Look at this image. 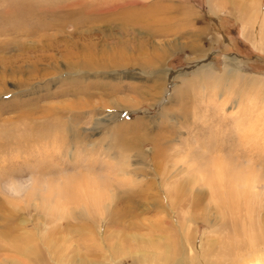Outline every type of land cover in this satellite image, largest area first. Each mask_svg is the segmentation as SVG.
I'll return each mask as SVG.
<instances>
[{
    "label": "rangeland",
    "instance_id": "374dc122",
    "mask_svg": "<svg viewBox=\"0 0 264 264\" xmlns=\"http://www.w3.org/2000/svg\"><path fill=\"white\" fill-rule=\"evenodd\" d=\"M76 1L94 10L78 13L70 8ZM109 2L121 8L101 15L106 7L97 5ZM259 2L0 0L1 11L13 7L17 14L14 21L0 18V46L26 45L25 54H0L24 70L0 78V264H221L217 257L232 252L228 239L242 241L247 233L264 241ZM75 28H91L98 58L102 45L112 55L127 43L128 68L87 78L67 70L65 58L49 47L62 48L70 36L80 42ZM36 56L40 75L32 79ZM48 56L56 69L48 68ZM210 71L234 78L214 90ZM24 78L28 84L21 86L17 80ZM99 84L107 88L94 101L107 107L94 120L86 112L74 124L65 113L51 127L74 128L82 143L76 146L67 133L60 155L50 154L53 145L40 150L22 110L39 107L35 117L41 116V107L66 105L71 93ZM13 129L31 151H6ZM44 136L50 141L53 133ZM74 175L83 180L79 192L70 189ZM86 180L96 181V198L84 197Z\"/></svg>",
    "mask_w": 264,
    "mask_h": 264
},
{
    "label": "bare ground",
    "instance_id": "6f19581e",
    "mask_svg": "<svg viewBox=\"0 0 264 264\" xmlns=\"http://www.w3.org/2000/svg\"><path fill=\"white\" fill-rule=\"evenodd\" d=\"M262 1L263 0H260V2L257 3V12L264 14V10H262V7H261L263 5L262 4ZM81 5H83V4H81L79 1H76L74 3L71 2V7L70 8L80 9L78 11V13L91 12V11L94 10V9L88 10L87 8H84L83 9V6H81ZM36 6H38V4H36ZM41 6H43V5H41ZM97 6L98 7L96 9H103V8L106 7L105 8L106 11L105 10H103L102 12L100 11L101 12V15L112 13L117 8H121V7H118L119 4L117 2H109V3H106L105 5H102L101 4V5H97ZM28 8H29L28 10L30 12V10H32V7H28ZM57 10H58V8H57ZM15 11L16 10H14L13 7H6L5 9H3L0 12L1 13L0 14V18L2 20L14 21L16 19V15H17L15 13ZM58 11H55V12H58ZM60 12H62V11H60ZM13 25H15V24H13ZM90 31H91V28H89L87 31H82V30H79L78 28H75V31L74 32H76L79 35V39L81 40L80 42H78L77 40H75V38H72L70 36V37H67L65 40H63V41H65V43L63 44L62 48L61 47L59 48L58 44H55V46H54V44H50V47L49 48L50 49L51 48L52 49H55V50H57V51H59L61 53V57L62 58L63 57L65 58L63 62L66 63V65H67L66 66V69L67 70H69V71L72 70L74 72L81 73L82 76H84L83 78H87V76H91L93 74H100L101 72L105 73L107 71H112L114 69L120 70V69L128 68L129 62H125L128 59V55L126 53H127V51H129V49H131V47L127 43H125L127 45V49H126V45L125 44L121 45L117 49H114L113 48L114 52H113L112 55H106L105 53H106L107 49H106V47L104 45H102L101 46V50H102V53L103 54H102V56L100 58H98L96 56V45H95V41H94L93 38L92 39L89 38L90 37L89 36L90 35ZM0 35H1V32H0ZM111 35H112V32L109 33V36H111ZM7 42H5V43H7ZM51 43H53V42H51ZM54 43H56V41H54ZM9 45H7L5 47L0 46V54H3V56H4V53L7 52V51L12 52L13 54H14L15 51L16 52L17 51L20 52L21 55L22 54H25L24 53L25 52L24 49L26 47L25 44H23L22 46L21 45H14L13 47H11ZM131 51L133 52V50H131ZM35 58L36 59H35L32 67H31V70L34 71V72H32V74H34V75L33 76H30L32 79H35V78H37V76L40 75L39 74V70L37 69V67H38L39 62L42 60V58H40V56H36ZM4 59L3 58H0V78H2L3 75L6 76V77L15 78L18 74H21V73L24 72L23 67L20 66L19 63H18V61L16 59H14L13 57L10 56L9 57L10 60H4ZM159 59H156L155 60L156 61L155 62L156 64L158 63V60ZM47 63H48V68L49 67H51L52 69H56L57 68L58 62L55 61V59H54L53 56H48ZM231 72H233V71H231ZM98 76H100V75H98ZM40 77L43 78V77H47V76H46V74H42V76H40ZM208 77H209V79L211 81L210 82V86H212L214 88V90L217 89L218 85L221 84L222 81L231 80V79L234 78V76H231L229 72H226L225 74H223L222 77H218L216 74H213L212 71H210L208 73ZM27 79L29 80V76L27 77ZM51 79L52 78L50 77V80ZM28 80H26V78H24V79H20V80H17V81L21 82L20 83L21 86H24V85L28 84ZM0 81L3 82L1 79H0ZM92 84H94V83H92ZM255 84H257V83L255 82ZM100 86H101V88H99V89H97V88L94 87V89L96 91L91 90L93 92H89V93H86V92L79 93L77 91L71 93L70 95L73 96V101L69 102L66 105L60 104V106H50V108L48 110H46L47 108L41 107L42 110H43L42 113H41V116L35 117L36 113H38V112L41 111V109L39 107L32 108V110H22V112L20 114V117L23 118V119H29V120H31V121H29V124H27V126L28 125L29 126L32 125V126H30L29 130H28V127H27V130L32 133V141L33 140H37L39 142L41 141V147L40 148L38 146H34L36 144H32V152H37L38 148L40 150H42L43 149L42 146L49 147V146H52L53 145L52 146L53 149L50 150V152H51L50 154L51 155H54V156H55V154L60 155L61 153H63L66 150V148L64 149V147H66L67 146V143H68L67 133L70 136H72V141H77V142H75V144H78L76 146H79L82 142L78 141V139H79L80 136L79 137L77 136L78 133H77V131H75L74 128H72V129H69V128L67 129L66 127L58 128V129H61V133H60L59 130L57 129V126L54 127L55 129H51V127H52L53 124H57L58 119H60V121H63V117L65 116V113H67V117L70 118V120L73 123L76 122L77 124H79L80 117H82V114H84L86 112L90 115L91 121H92V119L94 120V116L96 114H98V112H100L101 110H103L104 107H107L106 104H104V105H102L100 103L96 104V102L94 101V98L98 97V95L101 94L100 91H102L103 89L107 88L106 85L105 86L100 85ZM131 91H133V90H131ZM1 92L4 93L3 90H1ZM134 92L137 93L135 91V89H134ZM140 93H142V92H140ZM137 94H139V93H137ZM82 97L85 98V99L83 100ZM106 103H108V102H106ZM21 104L22 105H26V101H22ZM67 105L70 106V107H68ZM111 108H113V107H111ZM104 112H103V114H104ZM99 116H101V115H99ZM83 124H84V122H83ZM48 125H50V126H48ZM70 125L73 126L72 124H70ZM119 125H121V124H119ZM65 126H67V125L65 124ZM96 127H98V126H96ZM79 130H81L80 127H79ZM15 131H16V129H13V132L11 130H8L9 145L6 147V151H8V153L11 152V154L12 153H15L16 151H18L19 153L22 152V151H23V153H24V151L27 152L28 150L31 151L30 146H28V144H26L27 143L26 140L24 138H19V135H17V133H20V132H17L16 131L17 132L16 135L18 136V137H16L15 136ZM46 132L53 133V136L50 137V139H51L50 141H48V140H42V138H45V136L43 137V134H45ZM4 137H2V138L4 139ZM45 151H46V154L49 153L48 150H45ZM222 161H223V159H222ZM48 162H50V161H48ZM49 164H51V163H49ZM47 168L45 169V171L48 170ZM43 172H44V170H43ZM46 173L49 174L48 172H46ZM91 175H94V173H92L91 171H89V177ZM122 175H127L128 176V173L127 174L126 173H122ZM80 176L81 175H76V176L74 175V178H75L73 180L74 181V183H73V186L74 187H71L70 188L72 191L79 192L78 191L79 188H80V183L79 182L80 181L81 182L83 181V180H80L79 179ZM90 179L93 180L92 178H90ZM94 180H95V178H94ZM86 182H87V183H85L86 186L84 185L85 188L82 191V193L84 194V197H90L91 198V197L94 196L96 198L98 196L97 195V192H95V189H98V186H97L96 181L89 182V180H86ZM66 183H67V181H64V183L61 184L62 188H66V187L68 188L69 187ZM50 192L51 193L52 192L53 193H56V191L54 189H52V191H50ZM68 195H69V193H68ZM245 236H246L245 240L242 239V241H240L239 239H237L236 236H234L231 239H228L227 240V244L228 245L230 244L232 246L230 248V250H232V252H229L228 251L226 254H221L222 256L220 255L219 257H217V261H219L221 264H264V241L261 240V239H263V236L262 235L261 236H250L247 233H245ZM261 242H263V243L261 244Z\"/></svg>",
    "mask_w": 264,
    "mask_h": 264
}]
</instances>
